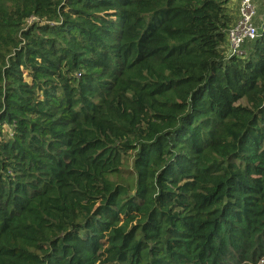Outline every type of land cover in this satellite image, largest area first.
<instances>
[{
    "label": "trees",
    "instance_id": "16d2710c",
    "mask_svg": "<svg viewBox=\"0 0 264 264\" xmlns=\"http://www.w3.org/2000/svg\"><path fill=\"white\" fill-rule=\"evenodd\" d=\"M230 0H0V264H264V32Z\"/></svg>",
    "mask_w": 264,
    "mask_h": 264
},
{
    "label": "built area",
    "instance_id": "2783aa9c",
    "mask_svg": "<svg viewBox=\"0 0 264 264\" xmlns=\"http://www.w3.org/2000/svg\"><path fill=\"white\" fill-rule=\"evenodd\" d=\"M256 7L253 0H241L238 18L227 32V49L229 57H242L245 42L254 41L264 32V21L256 25Z\"/></svg>",
    "mask_w": 264,
    "mask_h": 264
},
{
    "label": "rangeland",
    "instance_id": "374dc122",
    "mask_svg": "<svg viewBox=\"0 0 264 264\" xmlns=\"http://www.w3.org/2000/svg\"><path fill=\"white\" fill-rule=\"evenodd\" d=\"M241 0H230L228 7V11L233 16L235 21L238 18V8ZM253 3L256 7V25L259 24V22L264 21V0H253ZM259 26V25H258Z\"/></svg>",
    "mask_w": 264,
    "mask_h": 264
}]
</instances>
